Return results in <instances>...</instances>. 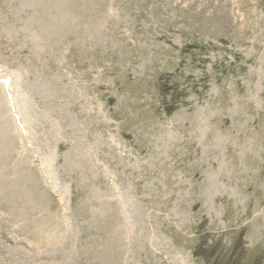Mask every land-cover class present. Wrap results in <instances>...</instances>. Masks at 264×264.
<instances>
[{"label":"rangeland","instance_id":"1","mask_svg":"<svg viewBox=\"0 0 264 264\" xmlns=\"http://www.w3.org/2000/svg\"><path fill=\"white\" fill-rule=\"evenodd\" d=\"M0 74V264H264V0H0Z\"/></svg>","mask_w":264,"mask_h":264},{"label":"bare ground","instance_id":"2","mask_svg":"<svg viewBox=\"0 0 264 264\" xmlns=\"http://www.w3.org/2000/svg\"><path fill=\"white\" fill-rule=\"evenodd\" d=\"M33 1V0H32ZM37 2V1H36ZM13 6V5H12ZM57 7V6H56ZM5 14V13H4ZM7 17V16H6ZM53 21V20H52ZM67 22V21H66ZM73 27V26H72ZM68 29V28H67ZM49 31V30H48ZM66 31V30H65ZM59 32V31H58ZM29 35H31V34H29ZM53 35V34H52ZM58 35V34H57ZM47 38V37H46ZM55 38V37H54ZM57 38H58V36H57ZM45 39V38H44ZM60 41V40H59ZM57 42V41H56ZM81 45V44H80ZM13 83V82H12ZM20 98V97H19ZM16 101V100H15ZM13 102H14V99H13ZM18 102V101H17ZM16 106H18V105H16ZM24 109V108H23ZM16 116H18L19 115V112H18V109H17V111H16V114H15ZM21 123V122H20ZM32 133H33V131H32ZM27 134V133H26Z\"/></svg>","mask_w":264,"mask_h":264}]
</instances>
